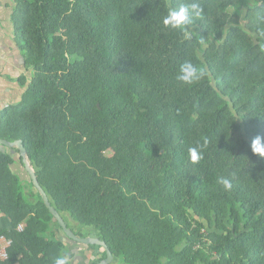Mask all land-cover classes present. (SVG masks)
Segmentation results:
<instances>
[{
    "label": "trees",
    "instance_id": "16d2710c",
    "mask_svg": "<svg viewBox=\"0 0 264 264\" xmlns=\"http://www.w3.org/2000/svg\"><path fill=\"white\" fill-rule=\"evenodd\" d=\"M13 1L32 73L2 107L0 139L23 142L68 228L117 264H264V157L251 151L264 137V0ZM193 2L203 15L192 39L163 26ZM185 61L206 75L178 81ZM16 158L24 167L0 147V238L12 243L2 264H53L76 244L13 172ZM89 249L92 264L107 258Z\"/></svg>",
    "mask_w": 264,
    "mask_h": 264
},
{
    "label": "crops",
    "instance_id": "0c3cea01",
    "mask_svg": "<svg viewBox=\"0 0 264 264\" xmlns=\"http://www.w3.org/2000/svg\"><path fill=\"white\" fill-rule=\"evenodd\" d=\"M15 3L13 0H0V104L8 107L18 104L25 92L20 87L22 77L30 78L31 71L27 69L26 59L21 44L15 35L12 21ZM13 172L22 180H28L26 171L16 158ZM9 221L0 218V229L9 227ZM66 242L64 237H60ZM71 264H92L95 260L89 247L68 245ZM117 264V263H114Z\"/></svg>",
    "mask_w": 264,
    "mask_h": 264
},
{
    "label": "clouds",
    "instance_id": "9594fccd",
    "mask_svg": "<svg viewBox=\"0 0 264 264\" xmlns=\"http://www.w3.org/2000/svg\"><path fill=\"white\" fill-rule=\"evenodd\" d=\"M203 15V8L199 3L193 2L180 6L178 9L170 8L167 14L162 17V24L165 28L180 30L184 32L186 38L192 39L191 34L186 30L196 18ZM203 41H201L202 43ZM206 75L204 68L197 67L191 61H185L179 66L176 79L184 84L191 85L202 79ZM208 140L205 138L203 144L188 149V157L192 163H197L203 159V149L207 146ZM251 151L259 157H264V137L257 135L251 142ZM218 183L222 185L224 191H231L232 181L229 178L221 177ZM53 264H71L68 255H60L54 258Z\"/></svg>",
    "mask_w": 264,
    "mask_h": 264
},
{
    "label": "water",
    "instance_id": "95a60500",
    "mask_svg": "<svg viewBox=\"0 0 264 264\" xmlns=\"http://www.w3.org/2000/svg\"><path fill=\"white\" fill-rule=\"evenodd\" d=\"M1 111H2V106L0 104V127H1ZM0 147H3L5 149L13 151L14 149H17L20 152V158L23 161L24 169L28 176L30 177L31 181L33 182L34 187L36 190L39 192L41 195L47 209L50 211L51 215L54 217V219L57 221L59 226L62 228L63 233L65 234L66 237V242H72L76 245H82V246H87V247H93V246H98L101 247L102 249L105 250L107 254V258L102 261L100 264H113L114 263V257L112 252L109 250L108 246L104 243L101 242L98 239L94 238H88V239H80L78 238L66 225L62 217L59 215V213L51 206L50 201L44 192V190L41 188L36 173L34 169L31 166L27 150L24 147V144L22 141L16 142V143H8L6 141H3L0 139Z\"/></svg>",
    "mask_w": 264,
    "mask_h": 264
},
{
    "label": "built area",
    "instance_id": "2783aa9c",
    "mask_svg": "<svg viewBox=\"0 0 264 264\" xmlns=\"http://www.w3.org/2000/svg\"><path fill=\"white\" fill-rule=\"evenodd\" d=\"M19 230L22 231L23 227L20 226ZM11 244L12 243L6 240L5 238H0V264L6 262L9 259L8 250L11 247Z\"/></svg>",
    "mask_w": 264,
    "mask_h": 264
},
{
    "label": "rangeland",
    "instance_id": "374dc122",
    "mask_svg": "<svg viewBox=\"0 0 264 264\" xmlns=\"http://www.w3.org/2000/svg\"><path fill=\"white\" fill-rule=\"evenodd\" d=\"M99 255H100L99 253H97V254L94 253V258L98 257Z\"/></svg>",
    "mask_w": 264,
    "mask_h": 264
}]
</instances>
